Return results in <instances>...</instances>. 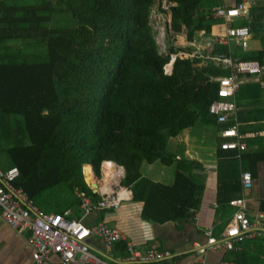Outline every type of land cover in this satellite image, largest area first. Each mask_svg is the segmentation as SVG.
<instances>
[{
  "label": "trees",
  "instance_id": "16d2710c",
  "mask_svg": "<svg viewBox=\"0 0 264 264\" xmlns=\"http://www.w3.org/2000/svg\"><path fill=\"white\" fill-rule=\"evenodd\" d=\"M156 2L174 4L169 7L172 33L165 54L150 20ZM220 2H1L0 168L17 167L16 186L42 210L61 215L69 211L72 219L81 217L82 196L101 200L89 186L98 182L91 168L101 178L102 164L112 162L124 168L123 187L133 191V201L143 202L142 220L157 224L189 220L202 205L205 183L195 172L202 165L168 152L169 141L198 122L218 126L209 113L217 90L211 77L230 72L188 57H177L172 73L165 74V67L172 55L187 51L172 41L176 35L186 32L193 42L200 32L211 34L214 21L208 15ZM250 14L252 21L235 25L264 32V0H257ZM213 54L264 63V50L237 47L231 54L219 45ZM260 152H242V171L249 169L247 157L257 162L263 157ZM155 162L175 166L171 184L140 181L142 164ZM222 185L219 189L229 187ZM224 206H231L229 200L219 199L218 214ZM261 207L264 210V201ZM99 212L102 220L106 210ZM116 250L126 252V243H119ZM229 260L247 264L246 250L231 251Z\"/></svg>",
  "mask_w": 264,
  "mask_h": 264
},
{
  "label": "crops",
  "instance_id": "0c3cea01",
  "mask_svg": "<svg viewBox=\"0 0 264 264\" xmlns=\"http://www.w3.org/2000/svg\"><path fill=\"white\" fill-rule=\"evenodd\" d=\"M3 1L5 0H0V3ZM220 1V4L217 6L224 5L230 7L240 3L242 0ZM256 2L257 0H249L247 3L249 15L235 20L233 25L232 23H228L224 18L213 17L212 8L208 15V17L214 21L211 34L207 35L205 31L200 32L197 39L190 42L191 46L189 48L184 46L181 47L186 48V52L198 54V58H195L194 60L202 59L201 65L208 64V61H206L204 57H227L226 55L213 54V51L217 46H219V44H215L212 48H210L206 46V42L211 41L216 35L224 34L230 26L238 27L235 24L241 22L242 20L249 19V21H252L250 11ZM250 34L251 36L248 38L246 49L241 46H237L236 43L225 47L229 49L231 54L237 47L244 51H263L264 41L263 44H258L256 40H253L251 41L252 48H250L249 39H254L257 34H264V32L252 33L250 29ZM187 41L189 42L188 36ZM228 56L233 57V55ZM235 59L238 61H256L240 60L238 58ZM214 65L217 66L216 64ZM229 72L230 73L227 76L231 75V70H229ZM227 76H212L211 81L216 82L218 89L219 85L217 79ZM245 84H249L250 86L245 87L242 90L241 86L238 93L233 98V101H235L238 107L236 116L239 131L241 133H256V135L247 136L245 138L247 148L242 151L221 149L220 145L223 139L221 137V131L228 125L219 124L216 120L218 126L215 124L213 125L216 126V130L218 132V142L213 152H210V154L215 155V158H199L195 155L192 156L189 149L185 148L180 150V153L186 158L196 159L201 163L202 169L195 170V172L203 175L205 183L202 195V205L195 211L194 215H192L189 220H182L178 222L170 221L160 224L142 220L141 212L143 209V202L133 201V191L124 187L125 190H128L131 193L132 199L129 198V201H124L118 210H106L102 216V220H100L99 217L102 213H95L88 220L89 225L98 220L109 226L117 228L126 235L127 241H132L136 248L143 251L148 249V247L153 244L157 245L158 249L165 254L164 260L160 261L161 264H196L198 261H204L206 264H223L224 261H231L229 260L231 259V251L226 250L225 248L219 250L211 249L203 255L199 251V246L208 245L209 241L207 233L212 229L216 238L220 240H222L221 238H225V234L233 220L235 207L224 206L222 213L218 214L219 199H221V202H228V200L230 202L231 199L245 196L247 201V211L251 217L256 216L259 211H264L261 207V204L264 201V89L258 81H255L250 77L247 79ZM215 94L217 99V90ZM253 110L255 111L252 112ZM242 113L243 121L240 119V115ZM185 131H182L181 134ZM180 135L176 138H171L169 145L171 141H174V143L185 142L186 145L189 146L190 140H181L179 139ZM248 149L261 151L260 155L263 157L257 162L253 161L252 156L247 157L246 165L249 166V169L244 171L252 172L253 183L251 188L245 189L240 185V183H242L241 175L244 172L241 169V155L242 152L248 151ZM155 163H153L152 166H155ZM161 165L163 164L161 163ZM172 166L163 165L162 167L164 168L152 167V173L154 174L152 182L162 183L164 185L171 184L173 182L175 172V166L173 171L171 170ZM122 169L124 171L123 167ZM219 183L223 184L222 187H224V184L227 183L229 187L227 189H219ZM99 193L98 195H100ZM82 215L83 213L81 212V216ZM72 217L76 216L73 215ZM77 219H79V217H77ZM28 235V233H18L13 230L3 220V217L0 214V264H29L31 262L32 255L31 250L28 247ZM90 243L94 252L100 254L101 256L107 254L108 256L113 257H123L127 254V252L120 253L116 250V246L109 250L100 238H94ZM238 248L240 250H246L247 264H264L263 239L244 241L242 244L238 245ZM45 264H59V258L51 256L49 261Z\"/></svg>",
  "mask_w": 264,
  "mask_h": 264
},
{
  "label": "built area",
  "instance_id": "2783aa9c",
  "mask_svg": "<svg viewBox=\"0 0 264 264\" xmlns=\"http://www.w3.org/2000/svg\"><path fill=\"white\" fill-rule=\"evenodd\" d=\"M248 1L242 0L230 7L216 6L212 10V15L216 18H224L233 25L235 20L249 15ZM173 5L169 4V7ZM168 28L171 30V19H168ZM250 36L248 26H230L224 34L216 35L211 41L206 42V46L212 48L215 44L230 46L236 43L237 46L246 49ZM197 55L179 52L171 56V63H174L177 57L195 59L198 58ZM204 58L217 66L231 70L230 76L217 79L219 85L217 99L209 109L210 114L216 118L219 124L228 125L221 131L223 139L220 147L223 150H245L247 148L245 138L256 135V133H241L239 131L236 116L238 107L233 98L249 77L258 81L264 89V64L257 60L238 61L232 56ZM167 67L165 74H167ZM117 168V176H120L121 182L124 178V171L119 166ZM19 176L20 171L17 167L8 170L0 168V214L13 230L29 234L28 247L32 255L29 264H45L51 256L59 258V264H161L160 261L164 260L165 254L155 244L143 251L136 248L132 241H127L126 235L117 228L102 222H92L90 225L84 223L85 220H89L93 214L101 210H118L121 207L122 202L127 198L119 196V191L116 190L117 186H111L114 188L111 193L100 192L101 200L98 202H94L90 197L82 196L83 215L79 219L77 217L70 219L67 216L69 211L61 215L42 210L25 189L15 185ZM241 178L245 189L252 187L253 176L250 171H244ZM229 204L235 207V212L225 238L222 240L216 238L213 235V229L210 230L207 233L208 245L199 246L201 254L204 255L211 249L222 248L234 251L238 249L237 243L239 242L254 239L264 240V211H259L256 216L251 217L247 211L245 196L231 199ZM94 238L102 239L109 250L119 243L125 242L127 254L123 257H113L107 254L101 256L94 252L90 243ZM196 264L206 263L198 261ZM223 264L236 263L224 261Z\"/></svg>",
  "mask_w": 264,
  "mask_h": 264
},
{
  "label": "rangeland",
  "instance_id": "374dc122",
  "mask_svg": "<svg viewBox=\"0 0 264 264\" xmlns=\"http://www.w3.org/2000/svg\"><path fill=\"white\" fill-rule=\"evenodd\" d=\"M161 8L166 11L165 12L161 11ZM168 9H169L168 3L164 2L161 6L158 2H156V4L153 6L152 13H151V19H150L153 29L155 31L158 45L160 47V52L164 54L168 53L167 39L172 33V31H170V29L168 28V19L171 18L170 17L171 13ZM253 40H256L258 44H263L264 34H257L254 39H249L250 48H252L251 41ZM172 41L175 43V45L179 47L184 46L186 48H189L191 46L190 42L187 41L186 33H181V34L176 35V39ZM179 139L190 140L189 146H187L185 142L174 143V141H171L168 147V152L171 153V151H173L176 154L177 153L181 154L180 150L186 148L190 150V154H192V156L195 155L199 158L202 157V158H207V159L215 158V155L210 154V152H213L218 142V132L216 130V126H214L213 124L208 125V126H203L200 122H198L195 127L188 129L184 133H182ZM103 164H102V169H101L102 177L99 178V181L97 183L99 187L98 188L99 192H102L101 191V181L103 180V166H104ZM162 166L163 165H161L160 162H156L155 166H152V164L143 163L142 164L143 176L141 177L140 181L142 183L151 182L152 179H154V174L152 173V167L153 168H156V167L164 168ZM171 170L172 171L174 170V166L171 167ZM89 186L92 187V184H89ZM116 190L121 191L120 185H117ZM129 198L132 199V195H129L126 201H129ZM94 222H100V221L97 220ZM84 223L87 225L89 224L88 220H85Z\"/></svg>",
  "mask_w": 264,
  "mask_h": 264
},
{
  "label": "bare ground",
  "instance_id": "6f19581e",
  "mask_svg": "<svg viewBox=\"0 0 264 264\" xmlns=\"http://www.w3.org/2000/svg\"><path fill=\"white\" fill-rule=\"evenodd\" d=\"M170 70H171V66H168L167 67V74L170 72ZM103 165H104L103 166V180L101 181V191L111 193L114 189L111 186L112 185L117 186L120 182V178H119L120 176L119 177L117 176L118 168L115 165V163H112V162H105ZM97 183H95V184H97ZM129 195H130V193L128 190H125L122 188L121 191H119L120 197H126L127 198Z\"/></svg>",
  "mask_w": 264,
  "mask_h": 264
},
{
  "label": "water",
  "instance_id": "95a60500",
  "mask_svg": "<svg viewBox=\"0 0 264 264\" xmlns=\"http://www.w3.org/2000/svg\"><path fill=\"white\" fill-rule=\"evenodd\" d=\"M170 66L172 67V69H173V63H170ZM91 166V165H90ZM92 167V166H91ZM122 168V167H121ZM92 170H93V174H94V176H95V178L97 179V181H99V178L95 175V173H94V169H93V167H92ZM124 176H125V170H124ZM119 185L122 187V188H124L123 187V180H121V182L119 183ZM92 190H93V192L94 193H96V194H98L99 193V191H98V184H92ZM100 194V193H99Z\"/></svg>",
  "mask_w": 264,
  "mask_h": 264
},
{
  "label": "clouds",
  "instance_id": "9594fccd",
  "mask_svg": "<svg viewBox=\"0 0 264 264\" xmlns=\"http://www.w3.org/2000/svg\"><path fill=\"white\" fill-rule=\"evenodd\" d=\"M170 63H171V61H170ZM170 63H169L168 65H170ZM173 64H174V63H173ZM168 65H167V66H168ZM167 66H166V67H167ZM172 70H173V69H172ZM104 163H105V162H104ZM115 165H116V166H119V165H117V164H115ZM120 167H122V166H120Z\"/></svg>",
  "mask_w": 264,
  "mask_h": 264
}]
</instances>
